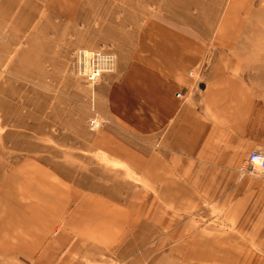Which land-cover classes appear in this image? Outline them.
Returning <instances> with one entry per match:
<instances>
[{"label": "crops", "instance_id": "1", "mask_svg": "<svg viewBox=\"0 0 264 264\" xmlns=\"http://www.w3.org/2000/svg\"><path fill=\"white\" fill-rule=\"evenodd\" d=\"M11 4L0 0V70L41 60L34 48L42 35L22 32ZM140 5L152 7L131 30L115 76L102 79L97 106L108 124L91 145L95 158L123 168L140 187L124 199L80 189L38 157L6 165L2 143L0 264L264 259V188L256 175L240 173L251 151L264 152V6L256 0Z\"/></svg>", "mask_w": 264, "mask_h": 264}, {"label": "rangeland", "instance_id": "2", "mask_svg": "<svg viewBox=\"0 0 264 264\" xmlns=\"http://www.w3.org/2000/svg\"><path fill=\"white\" fill-rule=\"evenodd\" d=\"M11 1L13 12H20L21 31L37 29L42 36L34 48L41 53L40 64H4L0 70L6 101L0 114V146L3 143L6 165L18 158L38 157L62 169L73 186L110 191L124 199L140 183L123 168L94 157L92 138L108 120L97 131L88 129V121L93 109L101 115L97 100L102 79L115 76L131 30L152 6H142L140 0ZM256 1L264 6V0ZM101 48L115 54L114 70L94 84L87 83L73 71L72 54L77 49ZM198 222L203 230L205 222Z\"/></svg>", "mask_w": 264, "mask_h": 264}, {"label": "built area", "instance_id": "3", "mask_svg": "<svg viewBox=\"0 0 264 264\" xmlns=\"http://www.w3.org/2000/svg\"><path fill=\"white\" fill-rule=\"evenodd\" d=\"M115 54L106 49H77L73 52L71 58V67L75 74L85 82L94 84L103 74L110 73L114 70ZM189 76L193 72L188 73ZM182 93L175 94V97L181 99ZM93 115L88 121V129L97 131L107 124V119L92 110ZM241 174L256 175L264 188V152L259 150L251 151L241 167Z\"/></svg>", "mask_w": 264, "mask_h": 264}]
</instances>
